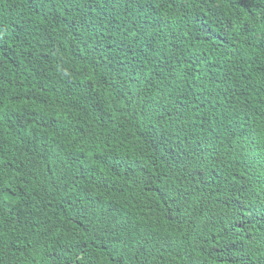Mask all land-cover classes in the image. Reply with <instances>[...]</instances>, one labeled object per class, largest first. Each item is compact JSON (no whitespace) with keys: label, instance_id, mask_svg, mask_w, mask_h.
<instances>
[{"label":"trees","instance_id":"16d2710c","mask_svg":"<svg viewBox=\"0 0 264 264\" xmlns=\"http://www.w3.org/2000/svg\"><path fill=\"white\" fill-rule=\"evenodd\" d=\"M0 264H264V0H0Z\"/></svg>","mask_w":264,"mask_h":264}]
</instances>
